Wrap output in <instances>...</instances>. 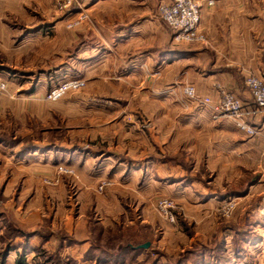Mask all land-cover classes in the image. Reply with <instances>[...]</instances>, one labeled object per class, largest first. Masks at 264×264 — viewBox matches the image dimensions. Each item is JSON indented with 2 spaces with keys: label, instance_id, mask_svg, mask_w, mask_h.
Wrapping results in <instances>:
<instances>
[{
  "label": "rangeland",
  "instance_id": "1",
  "mask_svg": "<svg viewBox=\"0 0 264 264\" xmlns=\"http://www.w3.org/2000/svg\"><path fill=\"white\" fill-rule=\"evenodd\" d=\"M99 1L0 0V251L32 238L33 264H264L262 134L184 90L218 99L184 67L205 31L178 41L166 0H139L157 25L122 48L127 5ZM72 79L85 85L48 97Z\"/></svg>",
  "mask_w": 264,
  "mask_h": 264
},
{
  "label": "crops",
  "instance_id": "2",
  "mask_svg": "<svg viewBox=\"0 0 264 264\" xmlns=\"http://www.w3.org/2000/svg\"><path fill=\"white\" fill-rule=\"evenodd\" d=\"M119 1L127 5V8L124 6L126 16L112 36L118 46L130 48L146 32L154 30L157 16L151 12H137L138 4L135 2L139 0ZM198 1L201 4V27L208 41L201 47L190 48L186 53L184 67L187 81L194 84L200 93L214 96L217 94L216 84H221L242 99L245 109L255 108L243 79L251 72L264 76V0H213L212 4L209 0ZM171 38L172 34L170 41ZM164 40L165 47L158 53V67H167L173 62V47H166V35ZM144 52L142 60L136 58V63L129 62L127 66L139 69V63L150 61L151 51L146 49ZM263 119V115L248 116V120L254 122L261 123ZM261 134V149L264 151V132ZM247 143L252 142H243L245 145ZM42 247L45 246L32 238L8 242L0 251V264H33L35 261L31 263L30 257L34 259V251L38 252ZM23 254H28L29 259ZM201 260L192 264H205L208 258L203 256ZM174 264L189 263L179 261Z\"/></svg>",
  "mask_w": 264,
  "mask_h": 264
},
{
  "label": "built area",
  "instance_id": "3",
  "mask_svg": "<svg viewBox=\"0 0 264 264\" xmlns=\"http://www.w3.org/2000/svg\"><path fill=\"white\" fill-rule=\"evenodd\" d=\"M212 4L213 0H209ZM160 18L174 31L178 41L199 42L205 40L201 30V4L198 0H166L159 5ZM255 108L247 110L243 101L234 92L221 84H216L218 99L212 101L210 96L200 95L192 85L185 87V93L192 99L200 102L203 106H209L215 113L216 118H228L237 128L249 134V136L264 132V119L261 123L248 120L250 115L264 116V76L260 74H248L244 79ZM85 85L84 80L72 79L64 84L53 88L48 97L56 100L70 89L81 88Z\"/></svg>",
  "mask_w": 264,
  "mask_h": 264
},
{
  "label": "trees",
  "instance_id": "4",
  "mask_svg": "<svg viewBox=\"0 0 264 264\" xmlns=\"http://www.w3.org/2000/svg\"><path fill=\"white\" fill-rule=\"evenodd\" d=\"M143 250H145V249H143V248H140V245L137 247V251H143ZM152 264H158V261H157V259L156 260H153V262H152Z\"/></svg>",
  "mask_w": 264,
  "mask_h": 264
},
{
  "label": "water",
  "instance_id": "5",
  "mask_svg": "<svg viewBox=\"0 0 264 264\" xmlns=\"http://www.w3.org/2000/svg\"><path fill=\"white\" fill-rule=\"evenodd\" d=\"M149 246H150V243H149V242H146V243L140 245V248L146 249V248H148Z\"/></svg>",
  "mask_w": 264,
  "mask_h": 264
}]
</instances>
